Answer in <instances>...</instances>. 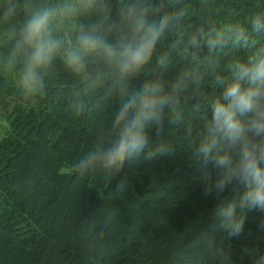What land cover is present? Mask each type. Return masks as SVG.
I'll return each instance as SVG.
<instances>
[{"label":"clouds","instance_id":"9594fccd","mask_svg":"<svg viewBox=\"0 0 264 264\" xmlns=\"http://www.w3.org/2000/svg\"><path fill=\"white\" fill-rule=\"evenodd\" d=\"M192 15L190 0H0V76L12 75L20 95L35 101L62 67L73 78L69 110L75 119L117 101L110 122L95 126L92 147L71 165L92 186L100 175L101 197L126 164L170 155L173 144L161 138L182 128L203 195L216 202L209 227L243 240L251 235L249 212L262 214L257 228L264 232V47L253 38L264 34V13L246 25L220 26L201 12L185 29ZM229 46L250 54L229 62L224 75L214 57ZM177 50L185 63L166 79ZM206 86L217 91L209 95ZM127 180L121 178L111 195L127 192ZM207 237L211 264H245V257L264 264L259 247L247 246L235 258L230 245ZM89 264H97L95 256Z\"/></svg>","mask_w":264,"mask_h":264},{"label":"trees","instance_id":"16d2710c","mask_svg":"<svg viewBox=\"0 0 264 264\" xmlns=\"http://www.w3.org/2000/svg\"><path fill=\"white\" fill-rule=\"evenodd\" d=\"M190 5L193 15L185 29L201 12L210 13L220 26L246 25L251 16L264 13V0H190ZM253 38L264 47V34ZM249 54L229 46L215 54L217 70L227 75L229 62ZM153 60L155 64V55ZM173 62L176 67L164 72L166 79L185 63L179 50ZM143 80L133 83L139 86ZM72 86L73 78L60 67L45 95L31 101L20 95L12 75L0 76V119L7 123L0 138V264H89L90 256L97 264H211L205 256L207 236L230 245L235 258L247 246L264 250L259 211L248 213L251 235L243 240L228 239L219 226L209 227L216 202L203 195L202 174L188 161L182 128L161 138L173 144L170 155L126 164L101 197L100 175L92 186L91 178H79L71 165L92 147L95 126L107 125L118 103L113 100L91 117L75 119L69 110ZM205 91L211 95L217 90L206 86ZM62 167L71 172L61 174ZM124 177L128 191L111 195ZM250 259L245 257V264Z\"/></svg>","mask_w":264,"mask_h":264},{"label":"water","instance_id":"95a60500","mask_svg":"<svg viewBox=\"0 0 264 264\" xmlns=\"http://www.w3.org/2000/svg\"><path fill=\"white\" fill-rule=\"evenodd\" d=\"M71 172V170L69 168L66 167H62L60 170L61 174H69Z\"/></svg>","mask_w":264,"mask_h":264},{"label":"rangeland","instance_id":"374dc122","mask_svg":"<svg viewBox=\"0 0 264 264\" xmlns=\"http://www.w3.org/2000/svg\"><path fill=\"white\" fill-rule=\"evenodd\" d=\"M6 122H4L3 120L0 119V127L5 130V126H6Z\"/></svg>","mask_w":264,"mask_h":264},{"label":"crops","instance_id":"0c3cea01","mask_svg":"<svg viewBox=\"0 0 264 264\" xmlns=\"http://www.w3.org/2000/svg\"><path fill=\"white\" fill-rule=\"evenodd\" d=\"M5 134V130H3L1 127H0V138H2Z\"/></svg>","mask_w":264,"mask_h":264}]
</instances>
